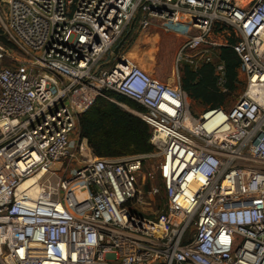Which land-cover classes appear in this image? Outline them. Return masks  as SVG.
<instances>
[{"label":"built area","instance_id":"2783aa9c","mask_svg":"<svg viewBox=\"0 0 264 264\" xmlns=\"http://www.w3.org/2000/svg\"><path fill=\"white\" fill-rule=\"evenodd\" d=\"M2 1L0 34L21 56L0 45V264H264V0ZM182 18L196 32L176 82L124 55L101 68L134 20L171 33ZM218 46L238 55L245 90L193 121L182 70L211 63L222 84ZM107 91L140 105L124 106L153 152L95 154L78 115ZM155 157L161 184L146 191Z\"/></svg>","mask_w":264,"mask_h":264},{"label":"trees","instance_id":"16d2710c","mask_svg":"<svg viewBox=\"0 0 264 264\" xmlns=\"http://www.w3.org/2000/svg\"><path fill=\"white\" fill-rule=\"evenodd\" d=\"M219 57L225 65L226 90L211 63L195 70L186 65L182 77L183 91L208 108L223 107L239 81L240 59L235 51L230 46H222ZM105 95L99 96L89 109L78 115L81 135L87 138L95 154L102 158H117L153 152L149 125L122 108L119 102L135 109H141L140 105L114 91H107Z\"/></svg>","mask_w":264,"mask_h":264},{"label":"rangeland","instance_id":"374dc122","mask_svg":"<svg viewBox=\"0 0 264 264\" xmlns=\"http://www.w3.org/2000/svg\"><path fill=\"white\" fill-rule=\"evenodd\" d=\"M6 3L0 0V13H6ZM131 27V26H130ZM130 27H128L122 38L118 41L115 47L109 51L103 58L101 63L102 69L110 68L120 56L124 55L130 57L132 60L137 61L142 66H147L151 71L155 72L157 75H162L165 77V81L167 82H176V64H175V54L179 47V45L184 41V39L189 34H194L196 31L192 29L190 23L185 22L182 18L179 23L176 24L175 28L171 33H165L160 29L153 28L148 32H137L135 29L131 32ZM129 34V38L123 44V46L116 53L115 50L121 40L125 35ZM157 38H154V37ZM218 41L223 40L224 37L228 38L229 36L221 31H218L216 34ZM0 45L4 48L15 52L17 56H21L18 51L12 47V45L6 41L4 36L0 34ZM222 46H218L216 49V57L214 58V62L218 60L220 48ZM4 63L9 64L10 60H5ZM202 66V65H201ZM200 66V67H201ZM198 67V68H200ZM184 68L182 70V77L184 73ZM193 70L198 69L194 66H190ZM224 80L221 84L224 90ZM182 84V82H181ZM246 85V79L244 75L239 72V81L236 85V89L233 90L227 96L226 103L223 105L224 108H231L236 105L241 99L242 94L244 93ZM188 105L191 109L192 115L194 113L200 114L202 113L208 106L201 104L199 101L191 99L187 93L185 92ZM116 101V100H115ZM119 105L127 110L124 103H120ZM125 105V106H124ZM129 107V106H127ZM135 115L133 112H130ZM136 116V115H135ZM195 117V116H194ZM158 158H150L148 159L141 170V173L138 176V182L145 186L146 191L151 188V186L160 187L161 180L157 173L158 166ZM160 199L156 201V207L160 208V205L163 204ZM161 203V204H159Z\"/></svg>","mask_w":264,"mask_h":264},{"label":"bare ground","instance_id":"6f19581e","mask_svg":"<svg viewBox=\"0 0 264 264\" xmlns=\"http://www.w3.org/2000/svg\"><path fill=\"white\" fill-rule=\"evenodd\" d=\"M187 112H188V114L191 116L192 119L195 118V117L192 115L191 109H190L189 107L187 108ZM193 121H194V119H193ZM33 181H34L33 178L26 179L24 182H22V184H21V186H20V189L28 191L29 194H34V193H36V191H37V186L32 185V184H33Z\"/></svg>","mask_w":264,"mask_h":264},{"label":"water","instance_id":"95a60500","mask_svg":"<svg viewBox=\"0 0 264 264\" xmlns=\"http://www.w3.org/2000/svg\"><path fill=\"white\" fill-rule=\"evenodd\" d=\"M134 25H135V20H134V21L132 22V24H131V27H130V31H131V32H132L133 29H134ZM128 36H129V34L125 35L124 38L121 40V42L118 44V46H117V48H116V50H115L116 53H117L118 50L123 46V44L126 42V40L128 39ZM155 264H160V263H155Z\"/></svg>","mask_w":264,"mask_h":264},{"label":"crops","instance_id":"0c3cea01","mask_svg":"<svg viewBox=\"0 0 264 264\" xmlns=\"http://www.w3.org/2000/svg\"><path fill=\"white\" fill-rule=\"evenodd\" d=\"M154 38H157L156 36ZM147 67V66H146ZM156 74V73H155ZM157 75V74H156ZM160 79L164 80L165 81V77L162 76V75H157ZM194 100V99H193Z\"/></svg>","mask_w":264,"mask_h":264}]
</instances>
